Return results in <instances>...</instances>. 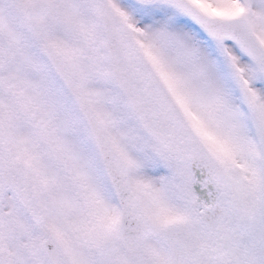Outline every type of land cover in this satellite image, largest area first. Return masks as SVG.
Instances as JSON below:
<instances>
[{
    "label": "snow or ice",
    "instance_id": "1",
    "mask_svg": "<svg viewBox=\"0 0 264 264\" xmlns=\"http://www.w3.org/2000/svg\"><path fill=\"white\" fill-rule=\"evenodd\" d=\"M0 264H264V0H0Z\"/></svg>",
    "mask_w": 264,
    "mask_h": 264
}]
</instances>
